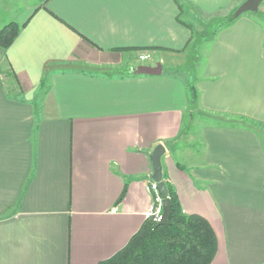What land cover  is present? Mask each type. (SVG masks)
Segmentation results:
<instances>
[{
	"label": "crops",
	"instance_id": "crops-1",
	"mask_svg": "<svg viewBox=\"0 0 264 264\" xmlns=\"http://www.w3.org/2000/svg\"><path fill=\"white\" fill-rule=\"evenodd\" d=\"M243 1L0 0V28L20 26L0 51V264L110 259L147 220L160 144L183 213L215 234L211 264H264V23L242 15L186 48L192 11ZM189 112L198 154L180 142Z\"/></svg>",
	"mask_w": 264,
	"mask_h": 264
},
{
	"label": "trees",
	"instance_id": "trees-1",
	"mask_svg": "<svg viewBox=\"0 0 264 264\" xmlns=\"http://www.w3.org/2000/svg\"><path fill=\"white\" fill-rule=\"evenodd\" d=\"M175 2L179 5L177 0ZM232 20V15L219 24L220 29ZM20 26L11 22L0 28V51L5 52L17 38ZM191 40L194 43L191 44ZM205 35L191 38L186 48L198 50ZM197 60V58H195ZM196 63H193L195 65ZM192 95V101L194 100ZM182 133L183 130H182ZM179 169H183L177 165ZM167 197L171 203L170 224L158 226L146 220L126 246L110 259L99 264H211L216 254L215 234L208 222L200 216L185 215L175 191L162 172Z\"/></svg>",
	"mask_w": 264,
	"mask_h": 264
},
{
	"label": "rangeland",
	"instance_id": "rangeland-1",
	"mask_svg": "<svg viewBox=\"0 0 264 264\" xmlns=\"http://www.w3.org/2000/svg\"><path fill=\"white\" fill-rule=\"evenodd\" d=\"M16 4L17 6H22V3H16ZM15 11H16L15 13H12L11 15H8V16L5 15V17H2V18H15L14 16L18 14L17 13L18 10L15 9ZM230 14H231L230 12L227 13V11H224V12H219L217 14L211 15L209 17H204V16L201 17L200 15H195V13L192 11L190 14L192 17H185V19H187V22L196 30L199 28L198 26H200V31L198 32H200L203 36L206 34L211 35L214 31H216L219 24L224 21V18L226 19V16H228L227 18H229ZM243 15H246V14H243ZM247 15L254 17L256 20H261L264 23V0L262 4L260 5L257 13H247ZM11 20H14V19H11ZM208 38L209 37H206V39ZM207 47H208L207 44L203 45V47L201 48V50L203 49L202 53L197 54V60L194 59V56L196 55L195 53L191 55L192 63H196V66L194 65L196 68L198 66H201V62H202L201 57L204 56V50H206ZM181 75H182L181 78L183 80H185L187 83L191 84L192 86L194 85L193 74L191 73L190 70H186L182 72ZM196 120H197L196 116L191 114L190 112L186 116V120L184 124V133L182 137L180 138V142L183 146L182 151L184 153L186 152V153H197L198 154L200 152V144H199L198 139L193 134H189V127L190 125L193 126L192 124Z\"/></svg>",
	"mask_w": 264,
	"mask_h": 264
},
{
	"label": "water",
	"instance_id": "water-1",
	"mask_svg": "<svg viewBox=\"0 0 264 264\" xmlns=\"http://www.w3.org/2000/svg\"><path fill=\"white\" fill-rule=\"evenodd\" d=\"M263 0H244L233 12L232 20L238 19L243 14L257 13ZM133 73L146 76H157L161 74V66L159 64L154 67L140 65L137 66ZM165 154L163 145H157L149 155L152 174L151 181L157 184L159 194L162 198L163 212L158 226H168L170 224L171 203L167 197L165 183L162 181V164L161 159Z\"/></svg>",
	"mask_w": 264,
	"mask_h": 264
},
{
	"label": "built area",
	"instance_id": "built-area-1",
	"mask_svg": "<svg viewBox=\"0 0 264 264\" xmlns=\"http://www.w3.org/2000/svg\"><path fill=\"white\" fill-rule=\"evenodd\" d=\"M138 59L139 62L145 63L149 60V55L147 53L140 54ZM148 190L152 197V204L146 213V219L158 224L163 212L162 198L159 194L156 183L150 181L148 183Z\"/></svg>",
	"mask_w": 264,
	"mask_h": 264
}]
</instances>
